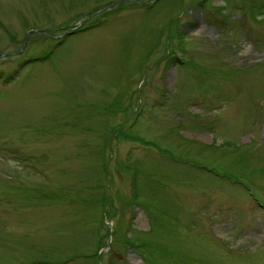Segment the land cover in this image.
Masks as SVG:
<instances>
[{"label": "rangeland", "instance_id": "rangeland-1", "mask_svg": "<svg viewBox=\"0 0 264 264\" xmlns=\"http://www.w3.org/2000/svg\"><path fill=\"white\" fill-rule=\"evenodd\" d=\"M0 73V264H264V0H0Z\"/></svg>", "mask_w": 264, "mask_h": 264}, {"label": "water", "instance_id": "water-1", "mask_svg": "<svg viewBox=\"0 0 264 264\" xmlns=\"http://www.w3.org/2000/svg\"><path fill=\"white\" fill-rule=\"evenodd\" d=\"M136 3H139V2H136ZM76 27H77V26H75V27H73V28H71V29H69V30H73V29H75ZM69 30H68V31H69ZM31 32H32V31H30V32L27 34V36H26V40H27V38L29 37V34H30ZM41 32H42V33H46V32H44V31H41ZM26 40H25V41H26ZM25 43H26V42H24L22 48L25 46Z\"/></svg>", "mask_w": 264, "mask_h": 264}, {"label": "trees", "instance_id": "trees-1", "mask_svg": "<svg viewBox=\"0 0 264 264\" xmlns=\"http://www.w3.org/2000/svg\"><path fill=\"white\" fill-rule=\"evenodd\" d=\"M28 62H29V60H28ZM19 63H20V65H21V64H23V63H24V65H25V63H27V59L25 60V62H23L22 60H20V62H19ZM15 71H16V70H15ZM1 76H3V74H2V73H0V77H1Z\"/></svg>", "mask_w": 264, "mask_h": 264}, {"label": "bare ground", "instance_id": "bare-ground-1", "mask_svg": "<svg viewBox=\"0 0 264 264\" xmlns=\"http://www.w3.org/2000/svg\"><path fill=\"white\" fill-rule=\"evenodd\" d=\"M30 31H32V30H30ZM42 31H43V30H42ZM36 32H39V33H40V32H41V30H38V31H36ZM44 32H45V31H44ZM41 33H42V32H41Z\"/></svg>", "mask_w": 264, "mask_h": 264}]
</instances>
